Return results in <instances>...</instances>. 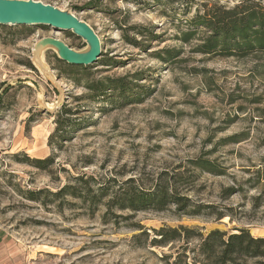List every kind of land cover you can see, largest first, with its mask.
<instances>
[{
	"label": "rangeland",
	"instance_id": "obj_1",
	"mask_svg": "<svg viewBox=\"0 0 264 264\" xmlns=\"http://www.w3.org/2000/svg\"><path fill=\"white\" fill-rule=\"evenodd\" d=\"M40 1L89 24L101 55L78 69L54 49L43 50L53 84L32 62L38 39L54 37L78 51L86 42L70 30L0 24V231L24 251L27 264H193L199 240L152 246L150 238L161 227L183 225L203 236L245 227L263 237L264 198L257 203L254 197L264 183V53L204 54L195 50L198 40L178 38L203 5L242 0ZM169 49L176 56L165 62L157 52ZM116 78L128 87L123 97L113 90L104 98L88 97L90 86ZM58 103L69 109L61 128ZM202 156L222 174L190 165ZM27 157L52 159L40 168ZM175 171L186 182L181 194L232 215L215 220L169 206L116 211L131 217L115 224L104 218L106 199L95 207L78 197L55 196L65 184L79 186L77 176L96 190L109 178L134 177L151 185L159 173ZM229 190L232 195H224ZM246 264L259 263L249 258Z\"/></svg>",
	"mask_w": 264,
	"mask_h": 264
},
{
	"label": "trees",
	"instance_id": "obj_2",
	"mask_svg": "<svg viewBox=\"0 0 264 264\" xmlns=\"http://www.w3.org/2000/svg\"><path fill=\"white\" fill-rule=\"evenodd\" d=\"M154 2H162V0H153ZM166 3L172 2H188L189 0H163ZM203 12H197L186 23L190 26L186 30L181 31L179 39L183 43H188L193 39L198 40L195 50L204 54H219L221 56L243 57L257 52L264 53V5L260 3H249L242 0L233 6H224L212 4V6L203 5ZM132 43L138 44L135 40ZM162 50L157 52L158 57L165 62L176 56L173 50ZM175 52V53H174ZM29 66L30 63H27ZM76 66V67H75ZM74 65V68H84L83 66ZM92 93L88 94L92 100L104 98L108 93L107 90L116 91L118 96L123 97L128 87L122 83L121 78L103 79L99 81L98 88L89 87ZM60 117L58 119V128L67 123L66 118L61 115L69 113V109L63 104L59 108ZM57 128V129H58ZM61 146V144L59 145ZM30 163L36 167H45L41 163L43 161H51L52 158L46 160L27 157ZM191 166L208 172L222 174V170L215 166L213 161L202 157L190 159ZM159 173L156 180L151 185L143 183L139 179L129 177L123 181L115 182L109 178L98 183L96 190L88 185V180H84L81 176H77L74 180L79 186L73 184H65L55 193L57 195H68L78 197L83 202H89V206L95 207L103 199L105 206V220L114 219V223L118 222V218L128 219L131 215H122L116 211H160L169 206L183 215L206 216L213 217L215 220L225 216H231L230 210L216 208L213 204L200 203L192 200L189 196H184L180 192L181 186L186 182L179 171H175L171 176ZM216 174V175H217ZM112 182L111 184L108 182ZM257 185V184H255ZM259 195L254 199L260 203L264 198V183L261 185ZM182 190V189H181ZM234 191L229 190L224 195H232ZM94 210L95 208H91ZM142 229V228H140ZM231 232L213 229L204 236L199 229L185 227L179 225L175 228L161 227L154 230L155 236L150 238L152 246H166L175 241L184 240L186 243L190 239L199 240L196 247L192 250L193 264H246L249 258L258 259L259 264H264V236L254 237L245 227H234ZM147 235L146 231L139 233ZM195 251V252H194ZM178 258L181 256L177 253Z\"/></svg>",
	"mask_w": 264,
	"mask_h": 264
},
{
	"label": "water",
	"instance_id": "obj_3",
	"mask_svg": "<svg viewBox=\"0 0 264 264\" xmlns=\"http://www.w3.org/2000/svg\"><path fill=\"white\" fill-rule=\"evenodd\" d=\"M0 24L45 25L63 31L70 30L86 42V49L78 51L54 37L38 39L31 53L32 62L53 84H57L55 76L52 74V69L44 61L43 50L54 49L60 60L79 66L92 64L101 55L100 39L89 24L82 19L80 20L68 10H60L40 0H0ZM56 105L60 106L61 103ZM45 106L48 111L54 110L53 107H55V105L51 104L48 107L46 103Z\"/></svg>",
	"mask_w": 264,
	"mask_h": 264
},
{
	"label": "crops",
	"instance_id": "obj_4",
	"mask_svg": "<svg viewBox=\"0 0 264 264\" xmlns=\"http://www.w3.org/2000/svg\"><path fill=\"white\" fill-rule=\"evenodd\" d=\"M0 264H27L24 251L0 231Z\"/></svg>",
	"mask_w": 264,
	"mask_h": 264
}]
</instances>
